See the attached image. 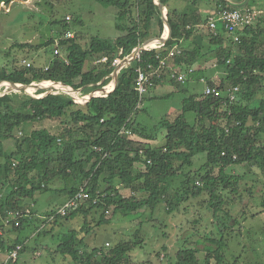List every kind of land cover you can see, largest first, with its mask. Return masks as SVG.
<instances>
[{
    "label": "trees",
    "instance_id": "16d2710c",
    "mask_svg": "<svg viewBox=\"0 0 264 264\" xmlns=\"http://www.w3.org/2000/svg\"><path fill=\"white\" fill-rule=\"evenodd\" d=\"M13 1L0 0V4ZM96 1L105 8L116 11L115 29L120 32L116 41L92 37L89 44H82L84 39L78 37L80 32L76 30L83 25L82 21L75 19L74 27H71L70 22L64 18L53 22L59 25V41L56 45L55 40L50 39L44 46H30L33 49L61 46L64 49L62 57L54 55L46 71L36 66L24 65L8 73L0 67V80L11 79L26 84L52 81L50 83L68 87L96 85L112 73L115 59H122L152 35L155 19L159 29L164 28V21L154 0ZM171 1L162 0L164 8H168ZM186 1L190 3L187 13H169L175 23L172 38L165 44L143 51L120 73L117 80L119 84L112 94L95 98L86 105L78 104L66 93L41 99L18 92L0 95V190L4 193V199L2 196L0 199L5 220L10 212L26 210L28 204L31 206L39 192L51 190V186L69 177L78 181L77 187L65 190L70 198L87 183L91 199L62 218L78 214L86 217L94 210H102V223H108L104 216L107 212L111 214L110 209L112 215L132 216L146 207L155 212L162 203H166L169 212L180 211L186 199L206 194L209 197L206 205L208 204L216 219L223 211L225 200H233L224 196L226 191L234 192L242 201L245 190L250 199L254 197V189L245 186L249 184L247 180L250 173L237 174L233 170L241 166H256L264 175V97L255 104L259 95L264 94V14L259 16L257 25L245 29L236 48L221 33L218 37H211L210 43L217 44L213 51L217 67L225 74L219 86L226 89L229 83V86L242 87L235 101L194 95L184 100L180 115L175 120H161L150 133H145L144 128H137L136 115L141 111L140 94L135 84L137 69L149 74V65L158 68L157 56L163 49L159 46L168 48L175 43L180 46L181 41L191 39L195 35V27L206 23L200 14L202 4L209 6L216 3L215 10H264V0ZM72 32L77 35L69 37L68 34ZM18 47L25 48L28 45ZM234 49L238 51L235 55ZM103 57L109 60L101 65L103 69L94 67L86 71L89 60L95 62ZM176 62L178 65L187 64L183 57L176 58ZM166 72L162 71L160 76L149 74L148 87L152 89L163 85L167 79L181 86L168 78ZM192 76L196 78L197 74ZM209 84L214 86L211 81ZM50 87L38 93L44 95ZM43 120L58 121L63 127L60 134L52 135L44 129L35 130L27 136L21 134L25 123ZM123 130L128 131L130 136H122ZM161 131H165L164 145L151 146L158 140ZM131 136H139L143 141ZM11 138L17 140V145L14 150L5 151L3 141ZM141 150L144 151L143 154ZM199 155H204L205 160L199 169H195L194 159ZM139 164L143 170L136 174L135 167ZM87 165H90L89 169ZM230 167L233 168L229 170ZM256 183H262L264 187V182L253 181V186H257ZM120 185L134 195L123 197L118 189ZM262 191L260 206H264V189ZM98 193L104 196L94 204ZM136 194L140 196L136 197ZM226 216L229 217L230 214L226 213ZM26 222L28 219H23L19 227L12 224V228L19 230ZM3 236L4 233L0 236L1 254L5 253L8 257L17 245L22 246L20 253L22 252L25 245L22 241L16 239L10 244ZM62 238L58 252L65 257L68 255L75 264H130L126 256L136 247V244L130 242L120 243L108 252L94 249L91 255L84 257L80 254L81 249L86 247L83 239L79 240L74 232L67 233ZM202 241L215 242L201 238L195 244H201ZM223 246L224 243L218 245L217 250L210 251L205 246L209 252L205 264H211L214 259L222 262ZM197 252L198 249L180 248L176 264H200ZM7 264H18V261Z\"/></svg>",
    "mask_w": 264,
    "mask_h": 264
},
{
    "label": "rangeland",
    "instance_id": "374dc122",
    "mask_svg": "<svg viewBox=\"0 0 264 264\" xmlns=\"http://www.w3.org/2000/svg\"><path fill=\"white\" fill-rule=\"evenodd\" d=\"M189 4L187 1L172 0L169 7L165 8V12L170 13L176 9L178 14L182 15L189 11ZM203 5L206 7L203 17L207 23L211 16L217 14L218 10H215L216 3H211L209 6L202 4L201 6ZM115 15L116 11L113 8H105L96 0H14L5 7L0 4V67L11 73L15 68L27 66L24 63L27 61L30 67L36 66L46 71L54 59L56 47L52 45L45 49H33L30 46H44L50 39L55 40L56 45L59 41V25L53 24V22L61 21L64 18L70 22L69 26L71 27H74L75 19L82 21L83 25L76 28L80 32L78 37L84 39L82 44H89L92 37L116 41L120 32L115 29ZM218 26L219 29L223 28L221 23H218ZM157 30H159V24L155 19L152 34ZM206 30L212 36L207 28ZM72 33L77 35L75 32ZM221 35L229 40L233 48H236L230 37L225 33ZM19 45H28V47L19 48ZM63 53L64 50L61 55ZM166 53L163 52L162 55L165 56ZM119 60L115 59L114 70L106 79L93 85L95 86L93 92L89 89L91 94L85 88L77 90L75 101L80 105H86L84 99L95 94H100L97 97L105 96L109 92L105 89L109 86L112 87L113 80H115L113 74L120 65V62L117 63ZM167 62L177 63L175 58H168ZM115 63L117 65H114ZM132 63L133 61L129 63L128 67ZM94 67L103 69L101 65H95L92 59L87 62L85 69L89 71ZM177 67L181 70V65ZM210 81L217 86L222 82L219 78ZM164 82L163 85L149 88L142 105H140L141 111L136 115L137 128L140 130L144 128L145 133L153 131V127L163 119L175 120L180 114L185 99L204 93L205 86L198 82L192 84L188 83V80L186 84L179 83L181 86L171 83L168 79ZM47 83L50 82L35 83L39 85L27 88V90H32L27 92L38 93L49 87ZM2 85L6 86L7 83ZM8 86L10 85L8 84ZM229 87V83H227V88ZM20 91H22L20 94L24 95L26 89ZM0 92H2L0 95H3L13 91L0 89ZM52 92L64 93L63 90H58L55 87H50L46 93ZM263 97L264 94H260L256 102L259 103ZM62 128V125L56 120L40 121L31 127L34 131L47 129L52 135H59ZM164 135L165 131L159 133L158 140L153 142L154 147L161 146L159 144L165 142ZM133 138L143 141L139 136ZM14 144L7 141V145H12L7 149H14ZM204 160V155L195 158L194 168L199 169ZM89 168L90 165H87V169ZM135 168L136 174L143 170L142 166ZM232 168L230 167L229 170ZM233 171L237 174L250 173L247 180L249 184L245 186H251L255 195L250 199L245 190L242 194V201L241 197L236 196L234 192L226 191L223 193L224 196H229L233 200L224 199L223 211L216 219L210 212L208 204L206 205L209 199L208 194L199 198L186 199L182 203L180 211L169 212L166 203H162L155 212L146 207L132 216L112 215V209H110L111 214L104 216L108 223H102V210H94L86 217L80 214L68 218L53 216L70 197L67 191L78 186V181L69 177L60 180L55 186H51V190L37 194L35 202L31 206L28 204L25 207V209H30L32 214L29 219L27 218L28 222L24 223L19 230L4 223L5 212L1 208L2 199H4L2 194L4 193L0 190V197L2 196L0 199V230L10 244H13L16 239L25 244L24 249L17 257L18 264H75L68 255L65 257L58 252V247L63 242L62 237L70 232H74L79 240L83 239L86 247L81 249L80 254L84 257L91 255L94 249L108 252L120 243L130 242L136 244L135 249L126 256L127 262L130 264H176V255L183 247L198 249L197 261L200 264H205L209 254L206 248L208 251L217 250L218 245L224 243L222 262L214 259L211 264H264V206H260L264 187L262 183H256L257 186L252 184L253 181L264 182V175L256 166H241ZM175 185L179 186L178 183ZM245 188L243 185V189ZM118 189L123 197L134 195L132 191L121 185L118 186ZM139 196L136 194V197ZM234 198H236L235 201ZM226 213L231 217H227ZM50 216H53V219ZM201 238L215 242L202 241L201 244L196 245V240ZM0 255H2L0 257L2 259L0 264H2L7 255L5 253H0Z\"/></svg>",
    "mask_w": 264,
    "mask_h": 264
},
{
    "label": "built area",
    "instance_id": "2783aa9c",
    "mask_svg": "<svg viewBox=\"0 0 264 264\" xmlns=\"http://www.w3.org/2000/svg\"><path fill=\"white\" fill-rule=\"evenodd\" d=\"M2 6L9 5L5 2L1 3ZM264 11L261 9H254V8H221L218 10L217 14L211 16L206 23V28L210 31V33L213 36H218L220 34V31H223L228 37L231 38L232 43L234 45L241 42V37L244 34V31L246 28L250 26H254L258 22L259 16L263 15ZM218 23H221L222 29H219ZM69 37H74L72 33L68 34ZM159 48H163L162 51L158 54L157 58L159 60L158 68L155 69L151 65H149L150 71L149 74H155L157 76H160L162 71H167V76L171 80H174L175 82L186 84L189 80V78L194 74L193 68H185L179 70L178 67L174 63H168V58H178L182 57L184 54V51L181 49L178 43L173 44L172 46L168 48H164L162 46H159ZM63 47L57 46L54 52L55 56H61ZM163 52H167L165 56L162 55ZM234 55L238 53L237 49L233 50ZM107 57H103L99 60L95 61V65L100 66L104 65L108 62ZM25 61L24 63L27 64L28 67H30V64ZM120 62L117 61V63ZM115 63L114 65H117ZM183 68V67H182ZM138 77L136 78V87L138 88L139 94H140V102L139 105H142L143 99L146 95V93L149 90L148 84H149V74H147L144 70L138 68ZM202 84H204L205 89L203 96L205 97H218V98H227L229 101L233 102L236 99L237 93L242 91L241 86H230L229 88L226 87V89L221 88L220 86H217L214 84V86H211L209 84V81L205 78H200L199 80ZM151 84V83H150ZM122 136H130V133L126 130H123L121 132ZM144 151L141 150V154H143ZM224 155V153H223ZM233 158L235 159L236 156L234 155ZM101 196H104L103 194L98 193V197H96L93 201L94 204H97L99 202V198ZM89 199H91V196L89 192L87 191V183L79 188V192L72 198H69L64 205L58 210L56 216L60 217H66L69 213H71L73 210L79 208L82 206L85 202H87ZM109 212H107L108 214ZM32 212L30 209L26 210H18V211H12L9 213L8 218L4 221L5 225L12 226L14 224L15 227H19L21 225V221L23 219H29ZM53 219V218H51ZM3 235L2 230H0V236ZM22 249L21 245H17V247L12 250L9 254L7 259L2 264H7L8 262H16L18 261L20 251Z\"/></svg>",
    "mask_w": 264,
    "mask_h": 264
},
{
    "label": "crops",
    "instance_id": "0c3cea01",
    "mask_svg": "<svg viewBox=\"0 0 264 264\" xmlns=\"http://www.w3.org/2000/svg\"><path fill=\"white\" fill-rule=\"evenodd\" d=\"M176 1H180V0H176ZM182 1H186V0H182ZM202 9H203V11H202ZM202 9L200 8V14H201L202 18L204 19V17H203L204 10L206 11L205 5L202 6ZM172 11H175L178 13V11L176 9L175 10L173 9ZM205 26H206L205 23L197 25L195 27V35L191 39L183 40L180 42V47L183 45L181 48L184 50V54L182 57L184 58V61H186L188 64L187 65V64L182 63L181 69L183 70L185 68H193L195 71L194 75L197 74L196 78L191 76L189 78L188 83H192V84H196L197 82L201 83L199 81L200 78H205L206 80L209 81V80H214L216 78L222 79L225 76L224 72L219 67H217L216 57L213 53V51L217 47V44H214V43L211 44L210 43V41H211L210 37H212V36L208 34ZM220 33L223 34L224 32L220 31ZM202 46L204 47V49H202ZM190 53H191V55H190ZM192 53H193V56H192ZM175 65L178 66L177 63ZM207 74H209V75H207ZM255 104H258V102H255ZM43 121H45V120H43ZM35 123H38V122H27V123H25L24 128H23V132L21 134L26 135V136L30 135L34 131L33 129H31V127L32 126L34 127ZM164 137H165V135H164ZM7 141L13 142V144L15 143L14 144L15 145L14 149H15V147L17 145V140L14 138H11V139L3 141L4 150L5 151H11V150H8L7 148L12 147V145L11 146L7 145ZM159 145H161V146L164 145V142L159 144ZM151 146L154 147V144L152 143ZM14 149H12V150H14ZM137 166H140V164Z\"/></svg>",
    "mask_w": 264,
    "mask_h": 264
},
{
    "label": "water",
    "instance_id": "95a60500",
    "mask_svg": "<svg viewBox=\"0 0 264 264\" xmlns=\"http://www.w3.org/2000/svg\"><path fill=\"white\" fill-rule=\"evenodd\" d=\"M155 2V5L157 6L158 8V13L160 15V17L163 19V21L165 20H168L169 23H170V26L167 27V24H164V28L162 30H157L154 32V34H152L149 38H147L146 40H144L141 44H139L133 51H131L129 54H126L122 59H120V68L119 70L121 71L123 69V67L126 66V62H127V59L131 58V57H134V61L136 60V58L143 52V51H146V50H150L152 49L153 47L151 46H157L159 44H165L168 40H170L172 38V35H173V32L175 30V23H174V19L172 17L169 16V13L168 12H165V8L162 4V0H154ZM171 30V33L170 35L168 36V38L166 40H161V33L165 30ZM7 81H13V83H15L14 85H19L18 87H27V88H31L33 87L34 85H39V84H35V83H32V84H26V83H22V82H18V81H15V80H0V89H4V90H9V91H13V92H18V93H21L22 91L16 89V87H11V86H3L2 84L4 82H7ZM46 82H52V81H46ZM119 84V81L116 83L114 89L109 93V94H106L105 96H108L110 94H112L114 92V90L116 89L117 85ZM69 85V84H68ZM69 87H73L75 89H77L78 91L82 90V89H86V91L88 89H92V92H93V88L95 86L89 84L87 86H84V87H77V86H74V85H69ZM90 92V94L92 93ZM64 93L72 96V98H74L73 95H71V93L67 92V91H64ZM25 96H28V97H32V98H36V99H41V98H46L50 95H55V94H59V93H55V92H52V93H48L46 95H41L39 93H29V92H25L23 93ZM81 95V94H80ZM95 98H98L97 96H94L92 97V100H89V101H85V103H90L92 102ZM75 99V98H74Z\"/></svg>",
    "mask_w": 264,
    "mask_h": 264
},
{
    "label": "bare ground",
    "instance_id": "6f19581e",
    "mask_svg": "<svg viewBox=\"0 0 264 264\" xmlns=\"http://www.w3.org/2000/svg\"><path fill=\"white\" fill-rule=\"evenodd\" d=\"M164 24H167V27H169V21L168 20H165L164 21ZM170 35V30L168 29V30H164L163 31V34H162V37H161V40H166L167 38H168V36ZM158 46V45H157ZM157 46H151V47H153V48H155V47H157ZM132 61H134V57H131V58H129V59H127V64H126V66L125 67H123V69L124 68H127L128 67V65H129V63L130 62H132ZM119 68H120V66H118L117 67V69L115 70V72H114V74H113V79H115V80H113V83H112V87L111 86H109L107 89H105L108 93L107 94H109L113 89H114V87H115V85H116V83L117 82H115V81H117L118 80V74L123 70H119ZM4 83H6V82H4ZM7 84H9V85H14L13 83H7ZM48 85H49V87L50 86H52V87H55L56 89H58V90H63V91H67V92H69V93H71V95H73L75 98H77L76 96H75V93H77V90H74V89H72L71 87H68V86H66V85H59V84H56V83H47ZM5 85V84H4ZM6 86H8V85H6ZM16 86H19V85H16ZM17 89V88H16ZM18 89H26V93H27V91H29V92H31L32 90L31 89H28L27 90V87H21V88H18ZM46 94H48V93H45L44 95H46ZM100 94H95L94 96H99ZM94 96H92V97H94ZM92 97H89V98H92ZM89 98H87V99H89ZM80 99V98H79Z\"/></svg>",
    "mask_w": 264,
    "mask_h": 264
},
{
    "label": "clouds",
    "instance_id": "9594fccd",
    "mask_svg": "<svg viewBox=\"0 0 264 264\" xmlns=\"http://www.w3.org/2000/svg\"><path fill=\"white\" fill-rule=\"evenodd\" d=\"M102 97H104V96H102ZM75 100V99H74ZM76 102V101H75Z\"/></svg>",
    "mask_w": 264,
    "mask_h": 264
}]
</instances>
